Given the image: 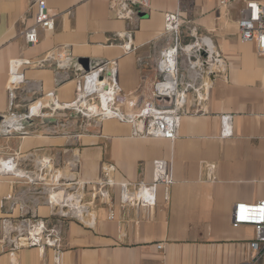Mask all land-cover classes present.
<instances>
[{"label": "crops", "instance_id": "obj_1", "mask_svg": "<svg viewBox=\"0 0 264 264\" xmlns=\"http://www.w3.org/2000/svg\"><path fill=\"white\" fill-rule=\"evenodd\" d=\"M34 1L0 0V117L12 110L24 114L31 102L50 92L62 104L75 101L74 72L68 71L72 79L59 83L67 72L49 65L24 68L26 81L15 91L16 106H11L10 62L36 60L48 52L69 53L73 66L85 71L96 61H114L122 93L151 100L160 78V53L171 44L164 15L178 9L212 40L227 64L226 72L214 79L205 103L207 112L193 114L194 108H188L173 141L133 137L129 123L114 118L85 123L73 112L68 119L52 123H46V118L26 121V134L0 137V158L18 154L21 168L32 172L39 162L50 159L67 179L97 182L104 166L112 164L117 182L150 183L154 162L169 164L174 178L170 199H164V187H159L151 211L122 206L120 192L112 190L109 202L92 206L96 217L92 227L66 220L60 264H243L250 260L255 229L235 228L232 216L237 203L264 201V56L255 42L240 39L241 0H233L225 10H218L219 0H151L152 8L137 7L131 21L118 19L109 0H46L49 12L57 16L55 29L39 28V42L30 46L24 32L34 23ZM126 34L131 36L130 51L124 48ZM224 115L233 116L229 138L222 137ZM40 188L25 178L0 175V220L25 215L50 220L52 209ZM111 211L113 219H109ZM0 264H56L55 251L25 248L12 256L0 249Z\"/></svg>", "mask_w": 264, "mask_h": 264}, {"label": "built area", "instance_id": "obj_2", "mask_svg": "<svg viewBox=\"0 0 264 264\" xmlns=\"http://www.w3.org/2000/svg\"><path fill=\"white\" fill-rule=\"evenodd\" d=\"M233 0H219L218 10L227 9ZM238 28L240 39L245 43H254L257 52L264 56V2L259 0H241ZM110 9L120 20L131 21L135 18L137 7L150 10L151 0H109ZM34 23L24 32L26 42L34 46L39 42V28L49 31L55 29L56 15L51 14L46 0H35ZM165 35L171 38V44L160 53L158 62L159 81L154 85L151 100H135L122 93L116 80V62L96 61L85 71L73 66V57L67 53L48 52L36 60L14 59L10 62L7 89L11 106L15 107V91L25 83L23 73L26 67H46L55 65L66 74L58 82L72 79L68 71H73L77 82L75 101L62 104L54 92L31 102L24 114L13 110L8 116L0 117V137L15 133L26 134L24 122L55 116L59 112H73L85 123H97L114 118L132 126V136L139 138H161L175 140L182 118L189 114L207 112L205 103L216 77L226 72V61L220 52L214 49L212 40L203 36L198 27L183 18L180 9L164 15ZM131 36L125 35L124 48L132 50ZM161 99V102L158 100ZM126 109V110H125ZM233 116H222V137L233 135ZM62 123V126H66ZM29 155L28 157H30ZM18 154L0 158V175L25 178L33 185H40L39 193L45 197L52 209L51 219H42L37 215H25L18 220H0V249L8 250L12 256L25 248H37L41 252L51 248L55 251L56 264L61 263L63 223L77 220L92 227L95 224V203L109 202L111 191L120 192L122 206L132 205L151 211L156 207L157 190L164 187V199L168 201L169 187L174 178L169 164L164 160L154 162V175L150 183H119L114 178L116 167L107 164L103 168L102 178L97 182L81 181L76 178H64L55 170L50 159L38 163L35 171L24 170L19 165ZM24 173L22 177L14 170ZM35 173V174H32ZM114 218L111 211L109 219ZM232 224L235 228L252 226L255 238L250 243L253 255L243 264H261L264 259V201L255 204L237 203L233 208Z\"/></svg>", "mask_w": 264, "mask_h": 264}, {"label": "rangeland", "instance_id": "obj_3", "mask_svg": "<svg viewBox=\"0 0 264 264\" xmlns=\"http://www.w3.org/2000/svg\"><path fill=\"white\" fill-rule=\"evenodd\" d=\"M69 117H70V115H69L68 111L59 112L55 116H51L49 118H46V123H52V122H55V121L62 119V118L68 119ZM79 120L82 121L83 119L80 117Z\"/></svg>", "mask_w": 264, "mask_h": 264}, {"label": "bare ground", "instance_id": "obj_4", "mask_svg": "<svg viewBox=\"0 0 264 264\" xmlns=\"http://www.w3.org/2000/svg\"><path fill=\"white\" fill-rule=\"evenodd\" d=\"M14 173L15 174H18L19 176H22V175H24V173L23 172H21V171H19V170H14Z\"/></svg>", "mask_w": 264, "mask_h": 264}, {"label": "water", "instance_id": "obj_5", "mask_svg": "<svg viewBox=\"0 0 264 264\" xmlns=\"http://www.w3.org/2000/svg\"><path fill=\"white\" fill-rule=\"evenodd\" d=\"M161 101H162L161 99L158 100V102H161Z\"/></svg>", "mask_w": 264, "mask_h": 264}]
</instances>
